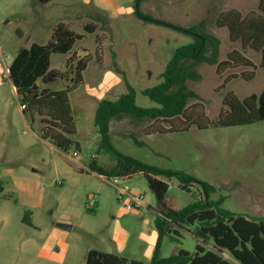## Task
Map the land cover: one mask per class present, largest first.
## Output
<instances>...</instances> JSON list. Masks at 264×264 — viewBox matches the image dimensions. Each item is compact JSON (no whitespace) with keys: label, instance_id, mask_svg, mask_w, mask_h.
<instances>
[{"label":"rangeland","instance_id":"rangeland-1","mask_svg":"<svg viewBox=\"0 0 264 264\" xmlns=\"http://www.w3.org/2000/svg\"><path fill=\"white\" fill-rule=\"evenodd\" d=\"M136 3L0 0V184L4 189L0 193V264H85L92 249L150 263L139 249L148 231L145 220L155 227L158 215L146 205L122 213L133 199L120 192L125 189L156 210L157 198L146 178L139 174L127 180L103 179L89 166L93 160L105 168L116 163L99 150L95 115L101 100L117 101L127 93L128 83L136 91L137 106L158 107L142 92L162 83L175 52L194 43L190 34L177 28L196 30L204 41L200 62H182L186 78L181 86L192 94L187 105L202 103L208 118L215 121L226 108L223 99L228 92L244 99L264 89L261 53L243 50L239 41L231 40L229 30L217 23L218 16L229 10L242 15L259 12L260 0L139 1L140 12L157 22L141 19ZM90 22L97 25L94 33L85 30ZM59 23L84 37L70 53L53 54L50 69L64 72L74 52L89 58L82 84L69 95L76 133L66 150L42 138L44 125L39 117L32 122L29 112L22 109L7 75L19 49L46 44ZM233 50H240L255 68L218 73V63ZM252 73L253 79L248 80ZM226 79L230 81L223 87ZM38 84L60 90L71 82L44 84L39 80ZM179 88V84L175 86V90ZM152 121L128 113L112 117L109 134L114 147L146 164L209 184L210 199L221 200V208L229 213L264 219V120L207 129L192 125L187 131L147 135L144 130ZM75 151L79 155L72 158ZM169 184L167 202L173 209L209 200L198 182L182 187L173 178ZM27 213L32 225L24 221ZM118 226L128 234L123 250L113 243ZM198 228L199 223L170 225L161 237V256H175L180 250L194 254L198 244L212 249L211 241L205 239L204 243L198 237Z\"/></svg>","mask_w":264,"mask_h":264},{"label":"trees","instance_id":"trees-1","mask_svg":"<svg viewBox=\"0 0 264 264\" xmlns=\"http://www.w3.org/2000/svg\"><path fill=\"white\" fill-rule=\"evenodd\" d=\"M37 1L47 4L52 0ZM136 1L139 3L141 0ZM259 10L246 15H242L238 10H229L218 16L217 23L229 30L231 40L239 41L243 50L250 49L261 53L260 66L264 67V0H260ZM138 16L145 21L152 19L141 12ZM96 29L97 25L92 22L85 25L88 33H94ZM189 31L199 34L196 30ZM191 36L194 43L175 52L163 74L164 81L142 92L158 107L137 106L136 91L127 82V93L117 101L104 99L99 102L95 115V125L101 138L99 150L111 155L116 163L112 168H105L93 160L89 170L105 179L127 180L139 174L146 178L149 188L157 198L156 210L161 215L156 219L159 240L149 264H264V219L251 220L243 215L229 213L221 208V200L210 199L212 187L209 184L199 182L181 172L160 169L122 154L114 147L110 138L109 120L120 113L153 120L144 130L147 135L187 131L192 125L207 129L212 125L229 127L264 120V89L260 94H251L244 99L238 98L231 91L228 92L223 99L226 108L221 110L215 121L208 118L202 103L187 105L192 94L185 86H181L186 78L181 69L182 62L187 59L200 62L204 45L203 39ZM83 37L66 24L59 23L54 27L46 44L32 43L29 47L20 48L8 67V78L25 106L23 110L29 112L32 122L39 117L44 125L41 130L42 138L51 139L53 144L65 150L73 143L71 136L76 133L69 95L82 84L83 72L88 67L89 58L78 57L74 52L66 62V70L60 72L50 69L51 57L53 54L70 53L77 40ZM240 67L255 68V65L240 50H233L226 60L218 63L217 72L222 74L229 69ZM253 77L252 73L248 80ZM39 80L44 84L65 80L71 82V85L64 89L51 90L41 88ZM229 81L226 79L223 87ZM178 84L180 88L175 90ZM173 178L178 179L182 187L191 185L192 182L200 183L209 200L200 199L181 210L173 209L167 202L169 181ZM3 190L0 184V193ZM24 221L32 225L29 213L25 215ZM182 223H199L197 235L204 243H207L205 239L211 241L212 249L198 244L194 254L180 250L175 256L163 258L159 251L163 233L170 225ZM85 264L145 263L92 249L87 253Z\"/></svg>","mask_w":264,"mask_h":264},{"label":"crops","instance_id":"crops-1","mask_svg":"<svg viewBox=\"0 0 264 264\" xmlns=\"http://www.w3.org/2000/svg\"><path fill=\"white\" fill-rule=\"evenodd\" d=\"M109 74L106 75V78H108ZM14 88V87H13ZM15 90V88H14ZM16 92V91H15ZM95 174V173H94ZM97 175V174H96ZM99 176V175H98ZM101 177V176H99ZM102 178V177H101ZM104 179V178H103ZM144 200L140 198V206L138 208H142L143 205H146L148 208H150L153 212H156L158 216H161L157 210L152 209L150 204H146L143 202ZM136 207L138 206V203H134ZM127 213V212H122ZM146 224L148 226V231L146 234H144V240L143 245L140 247L139 252L143 253L145 258L151 259L155 250V247L157 245V242L159 240V232L157 230V226L151 227V221L149 219H146ZM55 234H57V231H55ZM128 234H126V231L123 230L121 226H118L117 231L114 234L113 243L119 250H123L125 248V243L127 241ZM96 250V249H95ZM90 251V250H89ZM88 251V252H89ZM101 251V250H99ZM103 252V251H101ZM115 254V253H113ZM129 259V258H127ZM130 260V259H129ZM134 260V259H132Z\"/></svg>","mask_w":264,"mask_h":264},{"label":"built area","instance_id":"built-area-1","mask_svg":"<svg viewBox=\"0 0 264 264\" xmlns=\"http://www.w3.org/2000/svg\"><path fill=\"white\" fill-rule=\"evenodd\" d=\"M7 75H8V70H7ZM21 107H22V109L25 108V106H23V105ZM78 155H79L78 152L75 151V152H73V157L72 158L77 157ZM115 181H117V180L115 179ZM120 192H121V194L130 195L132 197V199H133V201H132L133 203L130 202V203H128V204H126L124 206V212L131 211L134 208V206H136L134 203H138L137 207L140 206V197H136V196H133V195L127 193V191H125V189H121ZM91 199H93V198H91ZM92 206H93V202L91 201L90 202V207H92Z\"/></svg>","mask_w":264,"mask_h":264},{"label":"water","instance_id":"water-1","mask_svg":"<svg viewBox=\"0 0 264 264\" xmlns=\"http://www.w3.org/2000/svg\"><path fill=\"white\" fill-rule=\"evenodd\" d=\"M136 12H137V14L138 15H140V10H139V5H138V1H137V3H136ZM149 21H151V22H157V21H154V20H152V19H149ZM164 25H167V26H172V25H169V24H164ZM178 30H181V31H183V32H186L187 34H190V35H193V36H195V37H197V38H200L201 40L203 39L202 38V36H200L199 34H195V33H193V32H191V31H189V30H182V29H179V28H177ZM207 199V198H206ZM65 229H71V227L70 226H63Z\"/></svg>","mask_w":264,"mask_h":264}]
</instances>
